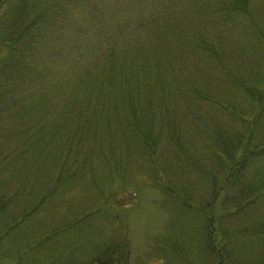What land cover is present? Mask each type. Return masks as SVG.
Masks as SVG:
<instances>
[{"label":"rangeland","instance_id":"1","mask_svg":"<svg viewBox=\"0 0 264 264\" xmlns=\"http://www.w3.org/2000/svg\"><path fill=\"white\" fill-rule=\"evenodd\" d=\"M250 131L264 0H0V264H264Z\"/></svg>","mask_w":264,"mask_h":264},{"label":"trees","instance_id":"2","mask_svg":"<svg viewBox=\"0 0 264 264\" xmlns=\"http://www.w3.org/2000/svg\"><path fill=\"white\" fill-rule=\"evenodd\" d=\"M236 116L239 117V119L242 118L244 120H246V118H249V117H250L249 119H252V118L256 119L257 118L256 114H251V113H247L246 114V113H242V112H237ZM244 136L245 137H243V136L241 137V139H240L241 142L240 143H241V145L243 144L244 149L247 150V152H246L247 154H249L250 151L252 152V154L257 152V151H260V148L264 145L263 142H259L260 144L258 143V145H252V141L253 140L251 138L254 137V136H257L256 133L250 131V132H248V135L244 134ZM238 160H237V162H238ZM224 182L225 181H223L222 183H224Z\"/></svg>","mask_w":264,"mask_h":264}]
</instances>
